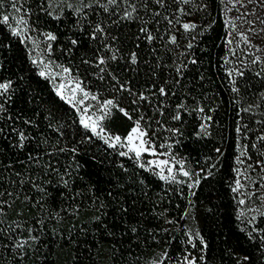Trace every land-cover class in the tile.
Returning a JSON list of instances; mask_svg holds the SVG:
<instances>
[{"label":"trees","instance_id":"obj_1","mask_svg":"<svg viewBox=\"0 0 264 264\" xmlns=\"http://www.w3.org/2000/svg\"><path fill=\"white\" fill-rule=\"evenodd\" d=\"M0 3V264H264V208L246 217L233 191L243 171L264 183V66L233 39L221 0ZM16 12L34 36L56 37L53 60L114 101L105 130L123 138L139 123L154 149L188 163L191 187L86 129L3 22Z\"/></svg>","mask_w":264,"mask_h":264},{"label":"rangeland","instance_id":"obj_2","mask_svg":"<svg viewBox=\"0 0 264 264\" xmlns=\"http://www.w3.org/2000/svg\"><path fill=\"white\" fill-rule=\"evenodd\" d=\"M226 23L230 29L233 39L238 45L242 46L245 51L252 54L253 57L264 66V0H221ZM17 21H23V23H17ZM11 30L13 28L19 33L20 39L26 44L29 55L38 69V72H44L46 77L54 88L55 92L71 104L77 111L80 120L83 117L89 122L91 130V124L96 122L95 134L103 138V140L109 145L116 146L120 149L121 153L126 155H132L135 153L129 151L130 145H128L127 137L130 133L121 138L119 142L115 140L114 135L104 128V121L109 116L99 119L102 116L100 112V105L109 99H91L95 94L88 91L81 81L73 75L70 70L63 64L53 60L50 57L47 46V36H34L29 29L25 18L20 13H15L8 21ZM243 37V38H242ZM67 68L69 71L65 73L63 69ZM76 83H79L80 88L84 92H88L89 96L84 99L83 93L77 91L73 98L72 89L75 88ZM63 86V87H62ZM83 100V103L78 101ZM71 101V102H70ZM112 107L109 109L111 113ZM89 117L91 120H89ZM135 124L133 127H136ZM132 127V128H133ZM140 127V125H139ZM131 128V129H132ZM103 129V131H101ZM140 129L144 131L141 127ZM92 131V130H91ZM93 132V131H92ZM146 142L144 147L147 149L141 153V156L137 158L138 162L154 170L159 176H169L168 168H172V176L175 179L181 180L192 185L195 181V172L183 159L178 157H172L167 153L157 151L148 142L146 136L142 137ZM140 141H134V144L139 145ZM161 161H168L167 164H161ZM181 166L184 171L189 172V176L185 177L181 172ZM239 181V187L236 183V191L240 201H244L241 204V212L243 215L250 219H254L260 214L264 208V183H262L259 177L245 171L237 179Z\"/></svg>","mask_w":264,"mask_h":264},{"label":"snow or ice","instance_id":"obj_3","mask_svg":"<svg viewBox=\"0 0 264 264\" xmlns=\"http://www.w3.org/2000/svg\"><path fill=\"white\" fill-rule=\"evenodd\" d=\"M93 2L96 3V4H99V0H93ZM125 2H127V0H125ZM184 2H187V0H184ZM116 3H117V0H108V5H114V4H116ZM156 3L162 5V4H163V0H156ZM100 6L103 7V10H104L105 12H108V11H109L107 5H100ZM129 6L132 8V11H128V10L126 9L125 12H124V14H123V16L121 17V19H123V20H130V19H133V12L136 11V8H135V6H132V5H129ZM0 7H3V4H2V3H0ZM68 7H69V8H72L73 6H72V4H68ZM83 7H84V8H91L92 5H91V4H87V5H84ZM13 8L15 9V11H20V10H21L20 8L16 7V4H15V3H13ZM74 11L77 12V13H80V12H83V8H76V9H74ZM156 14L159 15V13H156ZM49 15H51V13H49ZM84 15L86 16L87 13L85 12ZM136 18H139V17H136ZM9 19H10V17H9L8 15H4V16H3V22L7 23V22L9 21ZM17 23H23V21H17ZM183 27H184V29L187 31V30H189L190 28H193V27H195V26H194V25H189V24H184ZM103 31H104V29L101 27V25H99V24L95 25V26L93 27V31H92V33H91V39L95 41L96 39L99 38L97 34H98V33H103ZM140 31H141V32H144V33L146 34V38H147L149 41H151L152 39H154V37L151 35V33H149V32L147 31L146 28H141ZM12 34H13V35H19V33L16 31L15 28H13V30H12ZM47 38H48L49 40H55V39H56V37H55L54 35H51V34H48V37H47ZM242 38H243V37H242ZM175 41H176V38H175V36H173V37L171 38V42H172V43H175ZM76 43H77L76 40H72V44L75 45ZM191 46H192V45L189 44V47H191ZM105 47L107 48L108 46L105 45ZM116 58H117V57H116L115 55H113V56L110 57V59H112V60H115ZM130 61H131V63H133V64H135V63L137 62V57H136V54H135V53H132V54L130 55ZM106 62H107L106 59L103 58V57H101V58L98 59L97 66H99V65H104V64H106ZM192 62L195 63L196 61H192ZM86 63H87V61H86ZM103 70H104V69H101V71H103ZM63 71H64L65 73H67L69 70H68L67 68H65V69H63ZM178 71H179V70H178ZM41 75H44V72H41ZM241 75H242V73H241ZM101 78H102V77H101ZM62 87H63V86H62ZM121 87H122V89H124V90H129V89H127L124 85H121ZM8 88H9V84H6V83H0V89L7 90ZM77 91H80V92L83 93V97H84V99H87V98H88V96H89L88 92H84L83 89L80 88L79 83H76L75 88L72 89V92H73V98H74V95H75V93H76ZM129 91H130V90H129ZM159 91H160L161 95H165V94H166V90H165L163 87L160 88ZM233 91H236V89L234 88ZM58 94H59V93H58ZM139 98L142 100V99H144L145 97H143V95H141ZM91 99L96 100L97 97H96V96H92ZM70 102H71V101H70ZM133 102L135 103V101H133ZM78 103H83V100L78 101ZM114 106H115V105H114V101H113V100H106V101H104V102L100 105V109H99V110H100V112L102 113V116H101L99 119H102V118H104V116H107L108 114H110V113H109V109H110L111 107H114ZM0 110H2V106H0ZM120 111L124 112V109H120ZM201 111H202V109H201ZM124 114H125V115H128L127 112H124ZM129 118L131 119L130 116H129ZM173 119H177V120H179V119H180V116H179V115H176V116L173 117ZM209 119H210V118H209ZM89 120H91L90 117H89ZM81 123L83 124V126H84L86 129L90 127L89 122H87L83 117L81 118ZM203 127H205V126L202 125V128H203ZM91 130H92L93 132H96V122H95V121H93L92 124H91ZM101 131H103V129H101ZM238 131H239V129H238ZM145 135H146V133L140 129V127H139V123H137L136 127H133V128L131 129V131H130L128 137H127L128 145H130V147H129V151H130V152H134L136 158H139V157L141 156V153H142L143 151H146V150H147V149L144 147V145H145L146 142L142 139V137H144ZM23 139H24V137L21 135V137H20L21 142L23 141ZM120 139H121V138H120L119 136L115 137V140H116L117 142H119ZM136 140H139V141H140L139 145L134 144V141H136ZM106 142H107V141H106ZM121 155H126V153H121ZM238 162H240V161H238ZM160 163H161V164H167L168 161H161ZM167 171H168V173H169V176L166 177V176H164V175H161L160 178H161L162 180H167V179H169V178H171V179H175V177L172 176L173 169H172V168H168ZM181 172H182V174H183L185 177L189 176V172H188V171H184L183 168H182V166H181ZM34 186H36V185H34ZM189 187H191V185H189ZM237 187H239V181H237ZM236 190H237V189H235V188L233 189V191H236ZM40 191H44V189L41 188ZM240 203L243 204L244 201L242 200V201H240ZM17 227H19V225H18ZM33 239H36V238L33 237ZM190 239H191V238H190ZM17 247H23V244H17ZM185 259H186V264H195V261H194V260H187V258H185ZM157 264H160V262H157Z\"/></svg>","mask_w":264,"mask_h":264}]
</instances>
